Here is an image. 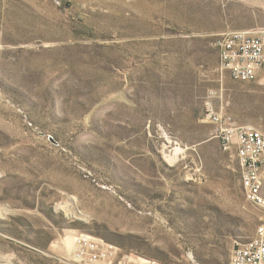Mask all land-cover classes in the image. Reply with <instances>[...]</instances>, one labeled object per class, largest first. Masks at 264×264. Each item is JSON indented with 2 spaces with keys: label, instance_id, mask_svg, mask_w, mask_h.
Listing matches in <instances>:
<instances>
[{
  "label": "rangeland",
  "instance_id": "1",
  "mask_svg": "<svg viewBox=\"0 0 264 264\" xmlns=\"http://www.w3.org/2000/svg\"><path fill=\"white\" fill-rule=\"evenodd\" d=\"M231 29L264 0H0V264H74L80 232L120 264H230L263 214L205 116L264 130Z\"/></svg>",
  "mask_w": 264,
  "mask_h": 264
},
{
  "label": "built area",
  "instance_id": "2",
  "mask_svg": "<svg viewBox=\"0 0 264 264\" xmlns=\"http://www.w3.org/2000/svg\"><path fill=\"white\" fill-rule=\"evenodd\" d=\"M221 68L239 81H254L264 66V29H231L215 42ZM206 121L213 124L211 138L223 152L237 159L246 200L263 214L255 235L235 242L230 264H264V130L249 123H236L223 111H209ZM71 261L74 264H120L111 244L80 232L74 237Z\"/></svg>",
  "mask_w": 264,
  "mask_h": 264
}]
</instances>
